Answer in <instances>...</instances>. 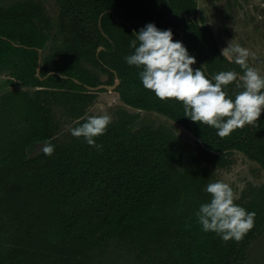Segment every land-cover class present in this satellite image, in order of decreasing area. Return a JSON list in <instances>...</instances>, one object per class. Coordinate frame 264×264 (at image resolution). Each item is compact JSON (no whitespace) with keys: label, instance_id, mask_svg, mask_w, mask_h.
Listing matches in <instances>:
<instances>
[{"label":"trees","instance_id":"16d2710c","mask_svg":"<svg viewBox=\"0 0 264 264\" xmlns=\"http://www.w3.org/2000/svg\"><path fill=\"white\" fill-rule=\"evenodd\" d=\"M56 2L63 39L46 55L55 27L46 6L36 0L0 6V73L21 86L0 100V264H90L112 244L133 246L147 264H246L264 232V182L234 201L255 212L254 227L239 242L203 231L196 212L210 202L205 189L222 156L238 150L264 169V110L257 126L221 138L184 116L182 102L146 89L142 68L125 59L135 51L134 31L154 23L171 29L173 41L195 57L194 70L209 79L221 71L242 76L211 26L190 17L198 0ZM100 72L108 84L119 78L120 98L139 111L119 108L95 138L102 148L73 135L58 140L57 108L78 119L75 127L85 122L95 97L86 85L106 83ZM224 90L233 100L243 91L235 82ZM141 110L167 116L199 142L164 125L139 126ZM48 142L55 146L51 156L37 151Z\"/></svg>","mask_w":264,"mask_h":264},{"label":"clouds","instance_id":"9594fccd","mask_svg":"<svg viewBox=\"0 0 264 264\" xmlns=\"http://www.w3.org/2000/svg\"><path fill=\"white\" fill-rule=\"evenodd\" d=\"M133 34L136 38L130 42V47L135 51L125 58L126 62L142 68L139 73L142 84L157 98L182 102L184 116L217 129L221 138L245 125L257 126L264 110V76L248 64L249 56L254 58V53L238 44H229L222 55L234 59L244 74L221 71L209 79L201 68L193 69L195 57L182 42L173 41L171 29L160 30L154 23H148ZM233 82L243 89L234 100L224 90ZM111 122L110 115H90L72 128L71 134L83 137L89 146L99 149L102 145L97 144L95 138L104 135ZM54 150L51 142L42 149L47 156L53 155ZM205 190L211 196L210 202L202 204L196 212L203 231L215 232L224 242L241 241L254 227L255 212L234 203L238 196L228 183H209Z\"/></svg>","mask_w":264,"mask_h":264},{"label":"rangeland","instance_id":"374dc122","mask_svg":"<svg viewBox=\"0 0 264 264\" xmlns=\"http://www.w3.org/2000/svg\"><path fill=\"white\" fill-rule=\"evenodd\" d=\"M19 1L23 0H0V6H10ZM36 1L46 6L55 24L51 32L50 42L44 50V54L46 55L57 45H60L63 39V35L59 33L57 26L60 8L56 0ZM190 17L203 25L208 24L211 26L222 50L229 44L233 46L238 44L248 49L250 53H254V58L251 55L249 56L248 64L264 76V0H198V12ZM100 75L101 79L107 83L109 76L101 72ZM10 78L11 76L8 71L0 73V100L9 91L21 87L12 85L9 82ZM92 92L95 93V97L88 107L86 117L107 114L112 117L113 121L117 118L116 111L119 108H127L131 112L139 111L138 109L128 107L122 101L116 89H101ZM56 116L60 120L57 139H68L72 135L71 129L76 126L78 119L70 117L61 107L57 108ZM138 125L153 127L164 125L193 144L199 142V139L185 127L155 111L141 110ZM45 145L46 143L38 145L37 151H41ZM221 159L223 163L219 162L214 167L209 183L216 181L228 183L239 198L251 186L260 185L264 182V169L245 153L236 150L222 156ZM205 164L208 163L206 162ZM245 263L264 264V232L254 239L248 249ZM90 264L147 263L143 258L138 257L137 250L133 246L112 244L106 248L104 253H100L99 257H95Z\"/></svg>","mask_w":264,"mask_h":264},{"label":"water","instance_id":"95a60500","mask_svg":"<svg viewBox=\"0 0 264 264\" xmlns=\"http://www.w3.org/2000/svg\"><path fill=\"white\" fill-rule=\"evenodd\" d=\"M103 48V46H101L99 49L101 50ZM39 67H38V73H39V71H40V67H41V59L39 60ZM51 73H53V72H51ZM51 73H49V74H51ZM48 74V75H49ZM75 81L76 82H80L78 79H76L75 78ZM119 83H120V79L119 78H117L116 80H115V83L114 84H105V83H103V84H100V85H98V86H90V85H86V87L90 90V91H95V90H101V89H110V90H115L116 88H117V86L119 85Z\"/></svg>","mask_w":264,"mask_h":264}]
</instances>
